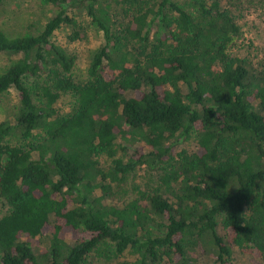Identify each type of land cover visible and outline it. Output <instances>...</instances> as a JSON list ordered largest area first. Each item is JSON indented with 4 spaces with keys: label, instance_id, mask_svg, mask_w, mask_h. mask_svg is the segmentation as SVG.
<instances>
[{
    "label": "trees",
    "instance_id": "obj_1",
    "mask_svg": "<svg viewBox=\"0 0 264 264\" xmlns=\"http://www.w3.org/2000/svg\"><path fill=\"white\" fill-rule=\"evenodd\" d=\"M40 1L56 12L37 33L0 27V98L19 101L0 121V264H94L108 242L104 264H264V63L238 54L232 0ZM70 10L104 39L84 76L54 39L85 38ZM142 167L154 187L112 201Z\"/></svg>",
    "mask_w": 264,
    "mask_h": 264
},
{
    "label": "rangeland",
    "instance_id": "obj_2",
    "mask_svg": "<svg viewBox=\"0 0 264 264\" xmlns=\"http://www.w3.org/2000/svg\"><path fill=\"white\" fill-rule=\"evenodd\" d=\"M228 7L234 13L242 30L238 40V54L262 67L264 63V0H232ZM55 12V7L43 4L40 0H6L0 9V27L13 35L25 32L37 33ZM70 13L82 23V33L85 38L72 42L70 36L73 34V29L63 26L56 31L54 39L78 55L76 72L84 76L90 51L100 46L104 39L102 33L89 22L90 19L86 14L76 10H70ZM13 59H15L14 56L0 55V74ZM71 101L72 98L69 95L62 96L58 105L63 112H69L72 108ZM18 102V94L14 88L0 98V121L12 116ZM189 144L187 143V146ZM103 163H110V159L107 158V161L103 159ZM157 179L158 171L139 168L123 184L129 192L113 197L112 201L118 204L128 202L134 197L131 192L134 186L138 185L142 189L149 190L154 187ZM8 210V204L0 198V217ZM113 249L110 242L102 244L94 253V264L114 262ZM131 258L133 257L128 253L123 257V259ZM233 264H249V261L246 256L236 251L233 255Z\"/></svg>",
    "mask_w": 264,
    "mask_h": 264
}]
</instances>
